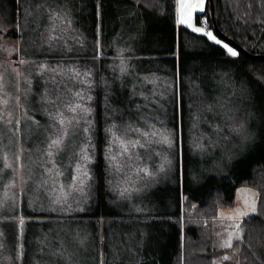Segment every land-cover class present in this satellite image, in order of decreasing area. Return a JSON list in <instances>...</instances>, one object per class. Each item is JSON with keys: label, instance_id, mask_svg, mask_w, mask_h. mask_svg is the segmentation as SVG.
<instances>
[{"label": "rangeland", "instance_id": "obj_1", "mask_svg": "<svg viewBox=\"0 0 264 264\" xmlns=\"http://www.w3.org/2000/svg\"><path fill=\"white\" fill-rule=\"evenodd\" d=\"M20 1L21 37L14 39L2 35V31L10 28L8 17L12 6L8 0H0V264H95L96 258L105 255L109 256L107 264H134L133 259L145 240L152 239L155 226L149 219H131L130 214L174 207L169 196L174 185L169 177L174 148L173 107L169 103V97L174 95L172 84L159 76L151 89L145 86L147 80L135 84V74L130 69L133 64L125 55H118L115 60L95 56L97 69L111 70L116 63L124 65L119 69H123V74L118 73L117 79L97 77L93 65L84 64L83 57L76 54L74 47L78 48L76 44L83 39L72 18L65 14L69 8L66 0ZM196 14L204 17V12L194 13V25L211 31L196 23ZM178 18L179 5L175 0V20L180 25ZM76 72L80 75L76 76ZM126 85L132 91L127 92ZM96 87L98 91L111 90L108 94L112 93L116 102L114 123L106 129L104 149L110 189L117 196L113 208L124 214L116 220L110 217L90 220L85 215L91 194L90 164L95 154L92 91ZM232 95L223 97L217 93L204 98L197 92L193 94V116L200 128L193 135L196 142H192L198 157V176L202 172L203 176H210L217 164L222 168L236 145L244 150L254 143L255 128L251 123L254 109L246 107L245 97ZM133 97L140 102L136 108L130 102ZM229 98L239 104L233 103L235 108H231ZM78 103L90 111L68 110ZM142 109L139 123L130 119ZM58 112L67 119L75 116L78 122L70 127L62 150L50 158L49 138H54L61 127L53 118ZM224 120L223 125L229 126V131L225 134L227 140L220 146L215 140L214 125ZM209 129L212 138L208 137ZM153 131L157 132L156 136L143 135ZM160 134L171 137V147L156 142ZM114 135L120 140L114 141ZM120 141H139L144 147L129 146V151L124 153ZM82 147H87L90 155V162L81 161L90 177L86 198L70 187L77 174L74 154ZM197 180V184L201 183L202 178ZM125 188L129 195L121 197L119 193ZM61 192L71 193L67 203H54ZM253 201L256 202L255 191L243 184L236 188L233 203L219 209L220 245L240 232L236 226L244 216L238 213L250 214L249 204ZM20 218L25 221L23 226L19 225Z\"/></svg>", "mask_w": 264, "mask_h": 264}, {"label": "trees", "instance_id": "obj_2", "mask_svg": "<svg viewBox=\"0 0 264 264\" xmlns=\"http://www.w3.org/2000/svg\"><path fill=\"white\" fill-rule=\"evenodd\" d=\"M8 1L12 6L8 17L10 28L2 31V35L18 39L21 37L18 23L21 1ZM66 2L69 8L65 14L72 18L83 39L76 44L78 48L74 45L76 54L83 57L84 64L93 65L97 77L105 75L108 81L113 80V76L117 79L118 73L123 74L119 69L124 65L116 63L111 70L97 69L95 56L115 60L116 56L125 55L133 64L130 69L135 74V84L147 80L145 86L151 89L158 76L172 84L174 95L169 97V103L173 107L174 148L169 177L174 185L169 196L174 207L173 210L164 206L158 212L130 214L131 219H149L155 226L152 239L145 240L133 259L134 264H264V60H253L241 53L231 57L221 45L203 34L177 25L175 0ZM213 4L215 21L223 34L251 54H264V0H213ZM201 18L206 19L207 29L211 30L208 0L204 17L196 14L197 24ZM67 48L68 45L65 53ZM126 88L127 92L132 91ZM134 88L138 90V86ZM93 90L95 154L90 164L91 194L85 215L90 220L98 217L116 220L124 214L113 208L117 196L115 198L110 189L109 166L104 153L106 129L114 123L116 102L112 93L108 94L111 90L100 88L98 91L97 87ZM195 92L204 98L217 93L223 97L236 94L246 98V107L254 109L251 117L254 143L244 150L238 145L231 148L222 168L217 164L207 177L203 172L198 176V157L192 145L194 133L200 131L192 110ZM229 100H232L231 108L239 104L233 98ZM130 102L135 108L140 103L137 97ZM143 112L144 109L135 112L130 119L139 123ZM225 120L214 125L215 140L220 146L227 140L225 134L229 131V126L223 125ZM208 137L212 138L210 129ZM197 177L202 178L201 183L197 184ZM243 184L255 191L257 212L241 218L240 239L236 236L231 248H222L218 241L222 222L217 220L218 211L233 203L236 188ZM224 256L229 259H223ZM107 259L106 255L98 257L95 264H107Z\"/></svg>", "mask_w": 264, "mask_h": 264}, {"label": "snow or ice", "instance_id": "obj_3", "mask_svg": "<svg viewBox=\"0 0 264 264\" xmlns=\"http://www.w3.org/2000/svg\"><path fill=\"white\" fill-rule=\"evenodd\" d=\"M177 3L179 5L178 23L180 25L187 26L188 28H190L195 33H203V35L206 36L208 40L214 41V43L217 45L222 44V41L220 39H218L211 31H206L203 27H197L193 23V14L196 12L202 13L205 11V0H177ZM222 46L224 49H226V52L229 56L237 57L239 55V52L236 49H234L233 47L229 46V44L223 43ZM53 71H56V70L53 69ZM122 71H123V69H122ZM75 75L79 76L80 73L76 72ZM84 75H89V73H85ZM76 95L80 96L81 94L77 93ZM68 110L70 112H73V113H76L77 111H80V112L90 111L89 109L84 108L79 103L76 105H73V106H69ZM53 118L56 119L58 125H60L61 127H60V131L58 132V134L54 138L53 137L49 138L50 142L48 144L47 155L50 158L53 155H55L57 152L62 150V146L64 145L65 138L69 135L70 127L73 125L74 122H78L77 117L74 116V117H72V119H67L64 117V114L62 112H58L57 116H55ZM0 119H2V117H0ZM9 123H11V121H9ZM85 131H87V129H85ZM109 131H111V129H109ZM236 131L239 132L240 129H237ZM143 135H145V136H147V135L156 136L157 132L153 131L150 134L149 133H143ZM118 140H120V138L116 137L114 135V141H118ZM156 142L161 143V144H167L169 147H171L172 143H173L171 137L169 135H166V134H160V139L157 140ZM138 144L140 147H144V145L140 144L139 141H128V142L120 141V146H121L124 153H127L129 151V146L134 148ZM74 155L77 157V159L75 161V171L77 174L73 177L74 184L70 185V187L73 189V191L80 193L82 197L86 198L88 193L85 191V189L87 187V181H88V179H90V177H89L88 171L86 169V166L82 165L81 161L90 162V155L88 153L87 147H82L80 149V152L75 153ZM110 159L115 161V157H111ZM7 167H11V165H7ZM117 170H119V169L117 168ZM56 174L59 175L60 173L57 172ZM70 194L71 193H69V192H61L59 195H57L55 197L53 202L56 204H62V203L66 204L68 196ZM119 194L121 197H126L127 195H129L128 189H126V188L123 189L122 191H120ZM69 207H71V206L69 205ZM79 210L83 211L82 208ZM249 210L251 213L257 212V206H256L255 201H253L251 204H249ZM238 215L248 216L249 213L248 212H241V213H238ZM228 218L231 219V217H228ZM24 223H25L24 219L20 218L19 225L23 226ZM236 227L239 228L240 227L239 224H237ZM237 239H240L239 234H237ZM220 247L231 248L232 247L231 239H229L225 243L221 244ZM223 259L227 260V259H229V257L224 256Z\"/></svg>", "mask_w": 264, "mask_h": 264}, {"label": "water", "instance_id": "obj_4", "mask_svg": "<svg viewBox=\"0 0 264 264\" xmlns=\"http://www.w3.org/2000/svg\"><path fill=\"white\" fill-rule=\"evenodd\" d=\"M208 4H209V17H210L211 26H212L211 31L219 39H221L225 43L229 44L231 47H233L239 53L245 55L246 57H248L250 59H253V60H264V54H251V53L247 52L245 49H243V47H241L237 42H235L234 40H232L231 38H229L225 34H223L219 30V28H218V26L216 24V21H215L213 0H208Z\"/></svg>", "mask_w": 264, "mask_h": 264}, {"label": "built area", "instance_id": "obj_5", "mask_svg": "<svg viewBox=\"0 0 264 264\" xmlns=\"http://www.w3.org/2000/svg\"><path fill=\"white\" fill-rule=\"evenodd\" d=\"M200 23L203 24L204 26H206L207 28V22L205 18H201Z\"/></svg>", "mask_w": 264, "mask_h": 264}, {"label": "crops", "instance_id": "obj_6", "mask_svg": "<svg viewBox=\"0 0 264 264\" xmlns=\"http://www.w3.org/2000/svg\"><path fill=\"white\" fill-rule=\"evenodd\" d=\"M234 194H235V193H234ZM238 224H240V223H238ZM239 230H240V229H239ZM237 234H239V233H237ZM237 234H235V235L232 236L231 241L233 240L234 237L237 236Z\"/></svg>", "mask_w": 264, "mask_h": 264}]
</instances>
